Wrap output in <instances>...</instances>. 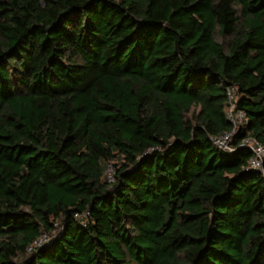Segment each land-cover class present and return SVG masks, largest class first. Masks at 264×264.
Segmentation results:
<instances>
[{
  "label": "trees",
  "instance_id": "obj_1",
  "mask_svg": "<svg viewBox=\"0 0 264 264\" xmlns=\"http://www.w3.org/2000/svg\"><path fill=\"white\" fill-rule=\"evenodd\" d=\"M245 136L264 0H0V264H264Z\"/></svg>",
  "mask_w": 264,
  "mask_h": 264
},
{
  "label": "built area",
  "instance_id": "obj_2",
  "mask_svg": "<svg viewBox=\"0 0 264 264\" xmlns=\"http://www.w3.org/2000/svg\"><path fill=\"white\" fill-rule=\"evenodd\" d=\"M228 103L226 106V118L231 124V128L228 131H225L221 134L211 137V140L215 147L223 152H231L235 148L233 146L235 135L247 125V118L243 111L238 110L235 104V93L234 88L230 87L227 89ZM237 147H246L251 151V156L247 160L246 168L256 170L261 173L264 177V148L261 143L256 139L250 136H245L240 139L237 144ZM109 180H112V174L108 176ZM47 238L45 235H42L39 239L34 242V246H38Z\"/></svg>",
  "mask_w": 264,
  "mask_h": 264
},
{
  "label": "rangeland",
  "instance_id": "obj_3",
  "mask_svg": "<svg viewBox=\"0 0 264 264\" xmlns=\"http://www.w3.org/2000/svg\"><path fill=\"white\" fill-rule=\"evenodd\" d=\"M115 168H116V167H114L113 163H110V164L107 166L106 170H105V176L107 175V177H108V176H110L111 174H114V172H115ZM55 226H57L56 229H55V233H56L57 231L60 230V223H59V222H55ZM53 233H54V232H53ZM45 236H46L47 239L49 238V235H48V234H45Z\"/></svg>",
  "mask_w": 264,
  "mask_h": 264
}]
</instances>
